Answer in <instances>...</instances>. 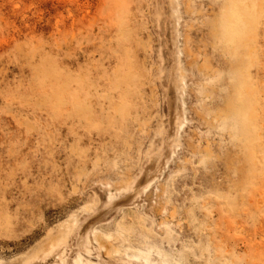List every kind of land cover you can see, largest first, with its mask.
<instances>
[{"label":"rangeland","instance_id":"1","mask_svg":"<svg viewBox=\"0 0 264 264\" xmlns=\"http://www.w3.org/2000/svg\"><path fill=\"white\" fill-rule=\"evenodd\" d=\"M144 253L264 264L261 0H0V264Z\"/></svg>","mask_w":264,"mask_h":264},{"label":"bare ground","instance_id":"2","mask_svg":"<svg viewBox=\"0 0 264 264\" xmlns=\"http://www.w3.org/2000/svg\"><path fill=\"white\" fill-rule=\"evenodd\" d=\"M108 236V235H107ZM145 255H144V260L143 261H145L147 264H151L150 262H149V255H150V253H144ZM142 255V254H141ZM141 255H131L130 256V260L132 259V257H133V259L135 258L136 259V262L137 261H139L140 262V260H142L141 259ZM128 256V255H127ZM79 257V259L80 260H82L83 261V263L82 264H94V263H92V262H90L89 260H87V259H84L83 258V256H81V255H79L78 256ZM132 259V260H133ZM141 263V262H140ZM143 264V263H142Z\"/></svg>","mask_w":264,"mask_h":264},{"label":"snow or ice","instance_id":"3","mask_svg":"<svg viewBox=\"0 0 264 264\" xmlns=\"http://www.w3.org/2000/svg\"><path fill=\"white\" fill-rule=\"evenodd\" d=\"M262 19H264V0H261Z\"/></svg>","mask_w":264,"mask_h":264}]
</instances>
